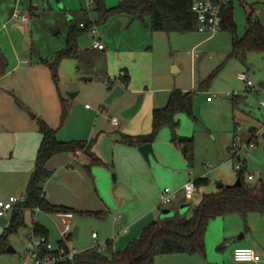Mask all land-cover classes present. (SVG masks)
Wrapping results in <instances>:
<instances>
[{
	"label": "rangeland",
	"instance_id": "rangeland-1",
	"mask_svg": "<svg viewBox=\"0 0 264 264\" xmlns=\"http://www.w3.org/2000/svg\"><path fill=\"white\" fill-rule=\"evenodd\" d=\"M50 1L39 0L40 5H52V10L47 15L40 14L41 21L34 30L35 39L41 41L45 49L51 45L47 36L56 40L59 49L65 47L62 37L67 36L73 22L79 23L82 19V8L85 21L89 18L87 11L92 13L94 20L98 19L94 3L91 10L89 8V0ZM119 1L106 0V4L111 7ZM233 3L236 33L227 29L214 35L198 30L154 32L144 24L148 16L142 23L114 20L113 17L125 13L98 23L100 35H106L104 39L108 45L115 49L138 47L136 51H139L141 62L133 70L129 68L131 81L128 85L123 83L121 72L125 69L122 70L118 55L107 59L102 53L86 51L94 38L89 32L79 37L85 53H81L78 46L79 56L63 58L59 65V88L70 104L64 123H61V104L32 106L30 114L41 116L56 128L60 140H93V152L103 163L92 165L89 173L84 164L90 162V152L80 157L68 153L71 161L78 158L74 166L58 162L57 157L50 165L56 171L49 180L48 198L73 206L77 211L68 217L66 213L27 210L17 231L8 236V246L12 245L16 252L0 253V264H22L25 250L34 236V220L48 226L49 240L54 245L61 239L63 229H70L66 230L70 233L79 226V237L69 240L71 249L80 252L97 246L104 254H110L115 248L122 249L128 236L123 231L119 233L121 221L133 222L155 199L153 193L162 192V198L166 193L179 191L190 173L202 175L207 164L227 165L222 168V176L211 171L212 184L201 185L198 196L184 202V195H181L172 204L158 207L156 217L164 219L176 213L191 216L192 208L203 194L217 189L220 181L231 184L228 177L236 173L232 162L245 165L247 180L262 177L264 181V139L253 147L240 149L236 156L231 151L236 134L248 141L251 126L264 132V88L258 86V82L264 80V52L254 50L245 52L244 57L231 56L234 43L246 32L250 11L253 10L264 24V0H233ZM58 27L60 34L55 35L52 29ZM174 66H178L179 71H173ZM240 72L254 81L253 89L239 79ZM119 85L124 86V93L106 102ZM175 88L197 92L194 98L196 119L187 113L178 114L177 134L192 140L178 143L173 140L172 129L164 126L152 142L154 152L147 161L139 146L124 142L122 134L150 133L153 109L165 106ZM71 93L76 95L70 98ZM141 96L143 102L139 111L131 119L125 118L123 111ZM113 118H117L118 124ZM33 121L38 128V119ZM39 136L37 129V140ZM13 144L12 135L0 133V199L3 200L11 195L25 196L34 169V158L21 160L20 148H13ZM185 203L189 204L186 209L182 208ZM167 210H170L168 215ZM143 225L144 222L137 224L136 230ZM2 231L0 225V234ZM93 232L99 234L98 239H93ZM112 239L115 240L111 246L107 241ZM237 246H251L264 258V214L230 213L215 217L207 227L205 254H161L155 264H238L233 257Z\"/></svg>",
	"mask_w": 264,
	"mask_h": 264
},
{
	"label": "trees",
	"instance_id": "trees-1",
	"mask_svg": "<svg viewBox=\"0 0 264 264\" xmlns=\"http://www.w3.org/2000/svg\"><path fill=\"white\" fill-rule=\"evenodd\" d=\"M195 0H121L115 6L108 7L106 0H93L94 9L98 12V19L92 21L73 22L67 34L66 45L58 50L52 57L42 59L52 72L53 79L59 88V65L63 58L78 57V39L90 32L93 25L106 21L110 16L120 13L131 14L134 18L145 20L148 16L150 27L155 32H181L194 31L197 17L192 10ZM219 1V0H214ZM222 30L227 29L237 32V24L234 17L233 0H227L221 10ZM247 29L242 38L234 43L231 56H240L247 51L264 52V24L254 14L249 12ZM85 24L86 26H82ZM130 76L123 77V83L128 85ZM202 88V85H201ZM197 92L175 88L171 91L168 102L163 107L153 109V130L147 134H122V140L128 144L140 146L147 142H153L159 131L164 126H169L173 131V140L178 143L191 141V138L179 136L177 128L180 124L177 118L179 113H187L196 119L194 114V98ZM63 110L61 123L63 124L69 112V101L61 97ZM39 130L42 141L37 153L36 163L31 172L27 185V192L23 199L16 203L11 211L9 223L0 234V253L6 252L8 236L17 231L24 221L27 210L35 212L41 210L46 213L73 214L77 211L74 207L63 204H55L49 200L43 184L50 179L54 171L47 167L49 160L60 153L78 154L89 153L90 162L85 164L86 170L91 173V166L103 163V160L93 152V140H60L57 137V129L51 126L45 119L38 118ZM186 151L187 148L185 147ZM233 149V148H232ZM193 156H190L192 159ZM240 159V157H239ZM237 172V180L240 183L225 184L215 191L203 194L200 202L192 208V215L181 216L174 214L164 219H157L145 225L140 233L129 240L124 248L114 250L110 254H104L95 246L77 252L73 259L55 261L53 264H155L156 258L161 254L172 253H206V232L210 221L218 216L230 213H241L246 216L250 212L264 214V181L252 183L247 181L245 165H241ZM199 186L209 183L207 177L195 180ZM33 235L45 236L49 239L50 230L43 223L34 220ZM75 237L74 232L68 233L58 242V248L49 250L44 246L41 256L49 254L53 258L61 256L60 248L69 252L68 241ZM109 243V242H108ZM111 245V243H109Z\"/></svg>",
	"mask_w": 264,
	"mask_h": 264
},
{
	"label": "crops",
	"instance_id": "crops-1",
	"mask_svg": "<svg viewBox=\"0 0 264 264\" xmlns=\"http://www.w3.org/2000/svg\"><path fill=\"white\" fill-rule=\"evenodd\" d=\"M41 1L44 2L45 0H41ZM49 2L51 3L50 0ZM51 10H52V5H50L49 7L40 5L39 0H0V130H1L0 133L5 132L9 135H12L14 138L13 148L16 149L20 148V153H21L20 159L27 160L28 158L31 157L34 158V167L36 163L37 153L42 141V134L39 130V124L37 128L33 119L36 118L38 119L41 116L32 113L30 114V110L32 106H59V104H61L62 106V101H61L62 93L60 91V88L57 87L53 79L51 69L45 63L42 62V59L50 58L58 50H60L58 47L59 45L57 44L56 40H52L51 38H49V36H47V39L50 40L51 45L45 49L44 46L42 45V42L37 41L34 35V30L37 26V23L38 22L40 23L41 21L40 14L43 13L47 15L48 13H50L49 11ZM81 11L83 15L80 21H85V9L82 8ZM16 12H18L22 16H26L27 20H22L15 17ZM87 14H88L87 18L89 17L92 21H96L94 20V17L92 16V13L90 11H87ZM116 17H120V18H116ZM116 17H113L114 20H117L121 23H124L125 21H127L128 23L129 21H135V20L138 21V23L143 22V20L134 18L131 14H126V13L120 14ZM149 22L150 19L145 20L144 23L147 29L151 28ZM89 33L94 38V41L92 40L90 41L88 47L86 48V51L102 53L104 55V58L107 59L114 58L116 55H118L119 60L121 62L122 70L125 69L124 72L127 71L126 73L127 75L130 76V81H131V74L129 72V68L133 70L141 62V56H139V51L138 52L136 51L138 47L115 49L116 47L114 48L111 45H108V42L105 41L104 36L106 38V35L103 36L100 35L99 29L97 34H92L91 32ZM54 34L55 35L60 34V32ZM79 40L80 38L78 39V44H79ZM96 40H100L105 45L104 48L101 49L95 47ZM78 46L81 47L80 44ZM79 51L81 53H85V47L84 48L81 47ZM241 57H244L243 54L241 55ZM179 69L180 68L178 66H174L173 71L177 72L179 71ZM121 86L124 88L123 85ZM209 97L210 96L207 97L208 100H210ZM177 118L179 119L180 122V118L178 116ZM37 129L41 134V137L39 136L38 140L36 137ZM256 129L257 128L255 126H251L249 131L250 136L248 137L249 139L251 138L253 132ZM238 135L239 134H236V137ZM231 151L233 152L232 147H231ZM83 153L84 152H79L78 154H74V155L80 157ZM57 157H59L58 162L64 163L66 165L70 164L71 166L72 165L74 166L75 163L79 162L78 158L77 159L74 158V160L71 161V157H69L68 153L56 154L49 160L47 164V167L53 170L54 173L56 170L53 169L50 165ZM88 161H90L89 157H88ZM232 163L234 164L233 167L235 168V162ZM207 165L205 166L204 168L205 172H203L202 175L195 176L190 173L189 178L187 180H184L182 185L184 186V184L189 180H196L197 178L200 177H207L209 183L206 185L210 186V184H212L211 180L213 178L210 176V174L212 172L217 171L218 175L222 176V168L225 167L227 164H225L224 166L223 163H220L217 166L212 164V166L209 168L207 167ZM228 179H229L228 181L229 183L231 184L235 183L237 180V172L235 173V175L228 177ZM259 179L263 180V178L260 177L258 179L254 178L252 181L250 180L247 181L258 182ZM49 180L50 179H48L43 184L46 194H48V186L50 185ZM161 194L162 192L160 191L153 193L155 199H153V201L149 203V206L148 208H146L144 213L140 217L134 219L133 222L129 223L127 221L124 222L121 221L120 223L121 227L119 228L120 230L119 233L123 231L124 235L128 236L126 239V243L129 240H131L133 237L137 236L142 230V228L145 225H147L149 222L160 219V217H156L155 210L158 207L161 208L165 206L161 204ZM181 195H184L183 198L184 202L192 200V198H190L187 194H185L184 191L181 189L176 199H178ZM147 197L148 196L145 194L144 198L146 199ZM23 198L24 196L21 197V199ZM8 199H4V200H8ZM49 200L55 204H62L59 203L58 201L53 200L52 198ZM36 211H41V210H36ZM67 215L68 217H71L70 214ZM149 217L152 218L149 219V221L145 222V220ZM117 220H119V218ZM142 222H144L143 227L136 230L135 228L136 225ZM118 223L119 222H117V224ZM4 229L5 227H3V231ZM66 230H70V229L68 228L63 229L61 231L62 234L61 238H65L66 235H68ZM98 238H99V234L97 238L93 237V239L95 240ZM115 239L108 240L107 242L111 243L112 246L114 244L113 241ZM58 246L59 245L57 243L56 245H54V248L57 249ZM68 246L71 249L70 241H68ZM118 249L119 248H115L112 251ZM22 264H24V257L22 259ZM262 264H264V261L262 262Z\"/></svg>",
	"mask_w": 264,
	"mask_h": 264
},
{
	"label": "built area",
	"instance_id": "built-area-1",
	"mask_svg": "<svg viewBox=\"0 0 264 264\" xmlns=\"http://www.w3.org/2000/svg\"><path fill=\"white\" fill-rule=\"evenodd\" d=\"M227 2V0H195L192 5V10L197 17L195 29L209 34H214L219 30H222V15L221 10L223 5ZM93 0H89V8L91 10L93 6ZM15 17L27 20L26 16H22L18 12L15 13ZM82 26H86L82 24ZM92 34L98 33L97 25H93L90 29ZM104 44L100 40H96L95 47L104 48ZM121 75H125V72L122 71ZM239 79L246 82L247 86L250 88L255 87L254 81L249 78V76L245 72H240L238 74ZM211 99V97H209ZM89 106V105H88ZM262 106L264 107V101L262 102ZM113 122L118 124L117 118H113ZM264 139V132L256 129L251 138L248 141L243 140V138L238 135L233 143V155L236 156L240 149L253 147L260 140ZM240 156H238L239 158ZM212 164H208L207 167H211ZM241 168V164H235V169L239 170ZM185 194H187L190 198H194L200 194V186L195 183V180H189L184 184L181 188ZM180 191V190H179ZM166 193L161 198V204L170 205L173 201L178 197V193ZM21 198L16 195H11L8 200H0V217H7L10 211L14 208L17 202H19ZM93 237L97 238L98 233L93 232ZM46 246L49 250H54V245L52 242L47 239L45 236H32L30 243L25 250L24 255V264H53L55 261L65 260V259H73L77 254V250L70 249L69 252L66 253L64 248H60L61 256L53 258L49 254H46L44 257L41 256L42 248ZM100 250V248H99ZM234 260L238 264H262L264 261L263 256L256 251L255 248L251 246H237L233 251Z\"/></svg>",
	"mask_w": 264,
	"mask_h": 264
},
{
	"label": "water",
	"instance_id": "water-1",
	"mask_svg": "<svg viewBox=\"0 0 264 264\" xmlns=\"http://www.w3.org/2000/svg\"><path fill=\"white\" fill-rule=\"evenodd\" d=\"M54 33H59L60 32V28H54L52 29ZM64 40H67V36H64L62 37ZM84 79H89L88 77H84ZM258 86H260L261 88H264V80H260L258 82ZM124 88L119 85L117 86L113 92L107 97L106 99V102L110 103L116 96L124 93ZM76 94L75 93H71L69 94L70 98H73ZM142 101H143V98L142 96L138 99V101L133 105L131 106L130 108L126 109L123 111V116L127 119H131L138 111L139 109L141 108V105H142ZM139 150L140 152L142 153V155L144 156V158L149 161L150 160V154L154 152V147H153V143L152 142H147V143H144L142 145L139 146ZM185 150V148H184ZM115 180L117 179L116 176L114 177ZM240 183V179L236 180V182L234 183V185L236 184H239ZM223 185H225L224 182L220 181L218 182V188L222 187ZM189 206V204H184L182 208H187ZM170 213V210H167L166 214L168 215ZM169 216V215H168ZM172 216V215H171ZM9 223V218L7 217H0V224L3 226V227H6ZM74 232V235L76 238H78L79 236V226H76L73 230ZM7 251L8 252H14L15 251V248L12 246V245H9L7 247Z\"/></svg>",
	"mask_w": 264,
	"mask_h": 264
}]
</instances>
